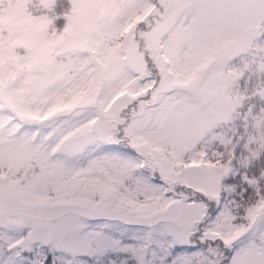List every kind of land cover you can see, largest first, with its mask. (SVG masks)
I'll return each instance as SVG.
<instances>
[{"label": "snow or ice", "instance_id": "1", "mask_svg": "<svg viewBox=\"0 0 264 264\" xmlns=\"http://www.w3.org/2000/svg\"><path fill=\"white\" fill-rule=\"evenodd\" d=\"M0 264H264V0H0Z\"/></svg>", "mask_w": 264, "mask_h": 264}]
</instances>
